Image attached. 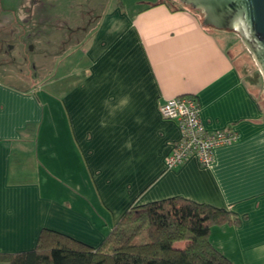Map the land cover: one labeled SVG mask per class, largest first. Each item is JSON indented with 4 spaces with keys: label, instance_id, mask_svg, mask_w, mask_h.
I'll return each instance as SVG.
<instances>
[{
    "label": "crops",
    "instance_id": "1",
    "mask_svg": "<svg viewBox=\"0 0 264 264\" xmlns=\"http://www.w3.org/2000/svg\"><path fill=\"white\" fill-rule=\"evenodd\" d=\"M98 18L59 108L56 88L44 106L32 82L0 77V252L34 248L44 229L95 248L130 206L181 196L238 217L211 226V244L234 264H264V105L229 32L166 0ZM182 94L195 96L207 130L238 134L213 148L209 166L191 156L165 167L180 131L159 105Z\"/></svg>",
    "mask_w": 264,
    "mask_h": 264
},
{
    "label": "trees",
    "instance_id": "2",
    "mask_svg": "<svg viewBox=\"0 0 264 264\" xmlns=\"http://www.w3.org/2000/svg\"><path fill=\"white\" fill-rule=\"evenodd\" d=\"M188 6L189 5H184ZM248 83L262 76L256 70ZM225 208L181 196L130 206L97 247L44 229L34 248L0 252L6 264H234L209 240L213 225L236 224ZM183 241L182 247L174 245Z\"/></svg>",
    "mask_w": 264,
    "mask_h": 264
},
{
    "label": "rangeland",
    "instance_id": "3",
    "mask_svg": "<svg viewBox=\"0 0 264 264\" xmlns=\"http://www.w3.org/2000/svg\"><path fill=\"white\" fill-rule=\"evenodd\" d=\"M141 1L144 0H0V70L4 67L8 70V74L0 73V77L19 87L32 82L44 106L48 103V88L50 91L56 88V98L49 97V101H54L59 108L63 90L84 65L81 42L87 38L88 29L98 25L100 18L95 24L87 23L116 7L134 11ZM166 1L171 6L184 5L179 0ZM197 12L201 17V10L197 9ZM82 25L86 29L76 31ZM227 32L236 66L248 81V76L251 77L258 68L237 32ZM6 44L13 46L10 53L3 51ZM72 71V78H63ZM54 80V87L48 85ZM248 84L264 105L263 80Z\"/></svg>",
    "mask_w": 264,
    "mask_h": 264
},
{
    "label": "built area",
    "instance_id": "4",
    "mask_svg": "<svg viewBox=\"0 0 264 264\" xmlns=\"http://www.w3.org/2000/svg\"><path fill=\"white\" fill-rule=\"evenodd\" d=\"M163 117L172 119L178 125L180 136L172 144L165 158L166 169L179 166L191 156H195L202 166L213 162V148L230 143L238 134L230 128L207 130L199 115V105L193 95L182 94L167 98L159 105Z\"/></svg>",
    "mask_w": 264,
    "mask_h": 264
},
{
    "label": "water",
    "instance_id": "5",
    "mask_svg": "<svg viewBox=\"0 0 264 264\" xmlns=\"http://www.w3.org/2000/svg\"><path fill=\"white\" fill-rule=\"evenodd\" d=\"M201 10L202 24L237 32L252 56L264 86V0H179Z\"/></svg>",
    "mask_w": 264,
    "mask_h": 264
},
{
    "label": "flooded vegetation",
    "instance_id": "6",
    "mask_svg": "<svg viewBox=\"0 0 264 264\" xmlns=\"http://www.w3.org/2000/svg\"><path fill=\"white\" fill-rule=\"evenodd\" d=\"M98 17H99V15H97V16H95L94 18H92L87 24H91V23H93V24H95L97 21H98ZM76 29V28H75ZM82 29H86V26L84 25H82V26H80V27H77V29H76V31L77 30H82ZM12 49H13V46L11 45H5V48H3V51L5 52V53H10L11 51H12Z\"/></svg>",
    "mask_w": 264,
    "mask_h": 264
}]
</instances>
